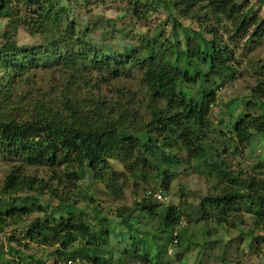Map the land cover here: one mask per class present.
Instances as JSON below:
<instances>
[{
  "label": "trees",
  "instance_id": "trees-1",
  "mask_svg": "<svg viewBox=\"0 0 264 264\" xmlns=\"http://www.w3.org/2000/svg\"><path fill=\"white\" fill-rule=\"evenodd\" d=\"M65 1L72 0H0V14L7 20L0 42V158L17 162L0 186V233L35 212L57 209L63 214L33 219L25 237L58 246L65 262L79 258L84 264H112V229L98 225L110 220L95 207L89 212L79 206L80 201L96 198L87 196L78 181L90 169L111 195L122 196L130 178L126 174L123 182L119 180L121 172L112 164L115 154L152 170L158 184L118 214L121 225L133 232L132 248L122 255L164 264L169 243L183 245L177 231L182 222L187 231L189 224L205 219L203 202L188 211L182 205L164 206L155 197L159 190H170L183 157L192 160L199 173L207 172L208 181H215L216 192L205 200L217 214V226L242 223L229 214L236 206L257 226L264 224V177L233 169L227 157L248 150L258 135L264 136V77L252 86L244 112L229 124L231 135L217 130L210 120L219 91L237 77L234 45L245 38L263 39L264 15H251L240 0H167V10L174 6L197 28H189L179 40V28H188L175 17L172 38L158 34L143 44L122 46L98 41L95 36L109 35L111 24L79 14L71 18ZM160 2L144 6L151 10ZM133 3L132 15L137 16L143 2ZM20 28L42 41L20 45ZM50 72L62 77L45 80ZM134 72L140 93L114 85ZM35 167H46L48 178L29 174ZM255 168L264 171V150ZM69 187L78 190L68 193ZM43 194L48 195L46 202ZM144 219L158 226L144 233ZM254 241L259 248L264 236ZM73 244L77 246L70 248ZM151 248L155 262L149 259ZM226 257L225 251L223 264H229Z\"/></svg>",
  "mask_w": 264,
  "mask_h": 264
},
{
  "label": "rangeland",
  "instance_id": "rangeland-1",
  "mask_svg": "<svg viewBox=\"0 0 264 264\" xmlns=\"http://www.w3.org/2000/svg\"><path fill=\"white\" fill-rule=\"evenodd\" d=\"M134 1L72 0L71 2L65 1L63 5L71 10V18H76L79 14L85 20L103 19L105 22L110 23L112 27L107 28L108 31L106 32L109 35L99 34L95 37L98 41L106 42L109 40L115 45L143 44V42L158 34L162 39L172 38L175 17L188 28L184 30L179 28L177 33L179 40L183 41L185 33H190L189 28H197L195 22L180 17L174 6L170 7V11L167 10L164 6L167 0H142L141 10L137 16L132 15L131 11ZM152 1H161V5L148 10L144 4ZM239 2L247 5L251 15L260 17L264 15V0H240ZM6 25V18L0 14V42L6 30ZM218 27L222 32V27ZM113 34L115 35L113 36ZM224 38L226 40L228 36L225 34ZM17 39L20 45H32L42 41L39 37L30 36L24 28L19 29ZM99 44L104 46L102 43ZM234 50L235 64L238 70L237 77L219 91L217 104L210 113L213 126L229 135H231L229 124L244 112L245 101L249 99L252 86L256 84L258 78L264 77V38L252 41L245 38L234 45ZM45 74V80L62 77L57 72ZM114 85L131 88L139 93L142 90L137 72L122 76ZM109 91L111 94L110 89ZM263 150L264 136L258 135L248 150L241 149L240 154L227 155V157L233 169L239 168L245 173L264 177L262 174L264 171L255 168L256 162L262 158ZM183 162L184 165L177 169L179 174L170 184V190L167 193L160 190L157 192V194H162L160 202L164 206L182 205L188 211L191 207L203 202L207 212L204 220L189 224L187 231L183 229L187 226L185 221L182 222L181 227L177 228L178 233H181L180 240L183 245L177 246L174 242H170L164 264H223L222 258L225 251L227 252L226 258H228L229 264H264V241L259 245V248L254 241L255 237L264 236V224L257 226L251 215L244 213L240 206H236L230 209L229 214L231 216L233 214L237 215L242 223L234 228L217 226L214 222V217L217 214L205 200L207 195L211 196L216 192L214 179L211 178L208 181L206 179L207 172L204 174L199 173L194 167L193 161H189L187 157H183ZM16 163L0 158V186ZM112 164L117 171L121 172L119 178L121 182L125 180L126 174L130 178L124 185L123 195L119 197L111 195V192L103 183L95 181L94 173L90 169H85L82 178L78 181L80 188L88 192L87 196L94 194L96 199L95 202L90 200L80 201L79 206L84 207L89 212L92 211V207H95L101 215H106L109 218V224L98 222V225L112 229L108 237V247L111 248L114 255L112 264H145L131 258L130 255V257L122 255L126 249L132 248L130 236L133 232L121 225L118 214L125 207H131L135 204V201L147 196L155 186L158 188L156 174L152 170L139 165L134 159L121 155L115 154ZM28 173L45 178H48L49 175L46 167L29 168ZM77 190L70 187L66 188L68 193ZM22 194L32 195V192ZM155 197L157 199V196ZM41 198H43V202H46L48 195L43 194ZM51 204L52 207H55L57 202L52 200ZM59 213L63 214L62 211H57V209H49L47 213L35 212L28 220L19 225L8 224L5 226L4 231L0 233V264H55L56 261L58 264H65V261H63L65 255L58 252V246L40 245L25 237L28 224L33 219L38 216L43 217L44 214H47L48 217L50 215L58 216ZM57 222L55 220L56 224ZM154 226H158V223L147 219L141 220L140 227L144 233L148 229L152 230ZM76 246L77 244H73L70 248ZM154 256L155 250L151 248L149 250V259H153L151 262H155Z\"/></svg>",
  "mask_w": 264,
  "mask_h": 264
},
{
  "label": "built area",
  "instance_id": "built-area-1",
  "mask_svg": "<svg viewBox=\"0 0 264 264\" xmlns=\"http://www.w3.org/2000/svg\"><path fill=\"white\" fill-rule=\"evenodd\" d=\"M155 196H157V199L158 200L162 199V194H157L156 193ZM82 263L83 262L79 258L78 259L69 258L65 262V264H82Z\"/></svg>",
  "mask_w": 264,
  "mask_h": 264
}]
</instances>
